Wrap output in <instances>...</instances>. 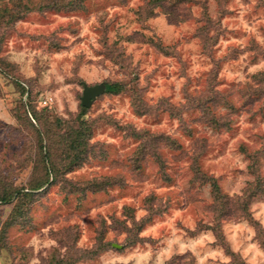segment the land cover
Returning a JSON list of instances; mask_svg holds the SVG:
<instances>
[{
	"label": "rangeland",
	"instance_id": "1",
	"mask_svg": "<svg viewBox=\"0 0 264 264\" xmlns=\"http://www.w3.org/2000/svg\"><path fill=\"white\" fill-rule=\"evenodd\" d=\"M0 264H264V0H0Z\"/></svg>",
	"mask_w": 264,
	"mask_h": 264
},
{
	"label": "water",
	"instance_id": "2",
	"mask_svg": "<svg viewBox=\"0 0 264 264\" xmlns=\"http://www.w3.org/2000/svg\"><path fill=\"white\" fill-rule=\"evenodd\" d=\"M104 86L102 84H95L89 86L87 84H83L82 95H81V104L83 106H88L91 103V100L98 95Z\"/></svg>",
	"mask_w": 264,
	"mask_h": 264
},
{
	"label": "trees",
	"instance_id": "3",
	"mask_svg": "<svg viewBox=\"0 0 264 264\" xmlns=\"http://www.w3.org/2000/svg\"><path fill=\"white\" fill-rule=\"evenodd\" d=\"M116 87H117L116 84H111V83L106 84V86H105L107 91H114V90H116ZM6 196H8V194H6L5 196L3 195L2 198H4L6 200V198H5Z\"/></svg>",
	"mask_w": 264,
	"mask_h": 264
},
{
	"label": "built area",
	"instance_id": "4",
	"mask_svg": "<svg viewBox=\"0 0 264 264\" xmlns=\"http://www.w3.org/2000/svg\"><path fill=\"white\" fill-rule=\"evenodd\" d=\"M43 102L46 104V102H47V101H46V100H44Z\"/></svg>",
	"mask_w": 264,
	"mask_h": 264
}]
</instances>
